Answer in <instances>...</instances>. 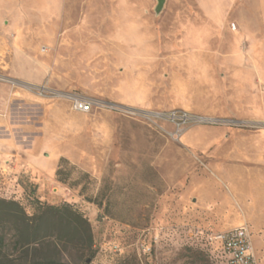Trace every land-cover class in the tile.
Returning a JSON list of instances; mask_svg holds the SVG:
<instances>
[{"label":"rangeland","instance_id":"1","mask_svg":"<svg viewBox=\"0 0 264 264\" xmlns=\"http://www.w3.org/2000/svg\"><path fill=\"white\" fill-rule=\"evenodd\" d=\"M155 6L0 0V197L87 219L95 255L56 241L60 263L194 264L244 224L264 264V0ZM172 110L212 122L176 137Z\"/></svg>","mask_w":264,"mask_h":264},{"label":"trees","instance_id":"2","mask_svg":"<svg viewBox=\"0 0 264 264\" xmlns=\"http://www.w3.org/2000/svg\"><path fill=\"white\" fill-rule=\"evenodd\" d=\"M55 174L57 177L62 174L60 163ZM19 175L27 178L25 173ZM8 230L15 234L13 248L22 251L17 259L9 257L4 249L5 233ZM56 241L60 242L64 249L75 245L83 251L87 249L89 256L86 262L96 253L95 250L91 251L89 222L69 204H39L36 211L29 215L16 199L0 197V264H64L54 258L53 253L56 254L57 247H54L53 243ZM212 247L208 245L207 251L203 249L192 252V263L213 264L214 261V264H225L220 252L215 253L216 249L212 250Z\"/></svg>","mask_w":264,"mask_h":264},{"label":"built area","instance_id":"3","mask_svg":"<svg viewBox=\"0 0 264 264\" xmlns=\"http://www.w3.org/2000/svg\"><path fill=\"white\" fill-rule=\"evenodd\" d=\"M44 89L42 86L41 90ZM67 98L71 100V108L74 111L88 113L92 107L90 100H85L80 97L67 96ZM108 107L110 109L114 108L113 105H109ZM151 114L158 119H166L170 123L175 124L177 126L176 137L180 135V125L212 122L211 118L191 114L184 110H172L165 113L153 112ZM207 241L216 246L215 249L220 252L225 264H258L251 242L250 229L244 224L228 228L227 230L213 232L208 235ZM142 264L154 263L144 261Z\"/></svg>","mask_w":264,"mask_h":264},{"label":"water","instance_id":"4","mask_svg":"<svg viewBox=\"0 0 264 264\" xmlns=\"http://www.w3.org/2000/svg\"><path fill=\"white\" fill-rule=\"evenodd\" d=\"M164 2H165V0H155L156 6L154 8V11L156 14L160 13L162 8L164 7Z\"/></svg>","mask_w":264,"mask_h":264},{"label":"crops","instance_id":"5","mask_svg":"<svg viewBox=\"0 0 264 264\" xmlns=\"http://www.w3.org/2000/svg\"><path fill=\"white\" fill-rule=\"evenodd\" d=\"M77 112V111H76ZM81 113V112H80ZM83 114H85V113H83ZM2 154H5V153H0V165H1V163L3 162V160L1 159L2 157ZM6 162V161H5ZM22 162V161H21ZM23 163V162H22ZM24 167H26L25 169L27 170V171H30V170H28L27 169V167H28V165L26 164V162H24ZM22 172H24V171H22ZM246 223V222H245ZM247 224V223H246ZM238 226H241V225H238ZM234 227H237V226H234ZM254 250V255H255V253H256V251H255V248L253 249Z\"/></svg>","mask_w":264,"mask_h":264}]
</instances>
